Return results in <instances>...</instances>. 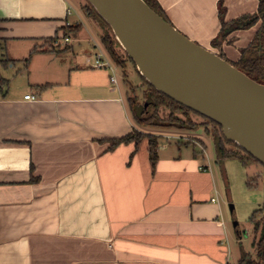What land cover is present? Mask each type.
Returning a JSON list of instances; mask_svg holds the SVG:
<instances>
[{
  "label": "crops",
  "instance_id": "crops-1",
  "mask_svg": "<svg viewBox=\"0 0 264 264\" xmlns=\"http://www.w3.org/2000/svg\"><path fill=\"white\" fill-rule=\"evenodd\" d=\"M156 1L180 33L231 63L258 31L222 40L218 16L220 4L225 23L253 15L258 0ZM72 12L68 0H0V49L11 52L0 63V264L229 262L215 173L197 141L164 154L157 137L154 167L146 139L108 150L139 129L117 78L66 53L63 39L82 27Z\"/></svg>",
  "mask_w": 264,
  "mask_h": 264
},
{
  "label": "water",
  "instance_id": "water-1",
  "mask_svg": "<svg viewBox=\"0 0 264 264\" xmlns=\"http://www.w3.org/2000/svg\"><path fill=\"white\" fill-rule=\"evenodd\" d=\"M84 1L146 83L218 125L228 143L264 167V84L191 41L144 0Z\"/></svg>",
  "mask_w": 264,
  "mask_h": 264
},
{
  "label": "rangeland",
  "instance_id": "rangeland-1",
  "mask_svg": "<svg viewBox=\"0 0 264 264\" xmlns=\"http://www.w3.org/2000/svg\"><path fill=\"white\" fill-rule=\"evenodd\" d=\"M68 1L70 7L75 11L72 12L73 16L69 18V21L74 22L77 19L81 21L82 27L78 32L73 31L67 34L68 45L71 50L66 53H73L75 59L84 62L85 59H91L97 53V49L101 48L115 69V77L123 91L132 124L135 127L137 126L140 132L158 137L159 145L169 147L164 154L177 151V149H180L182 153L191 152L192 148L196 146L182 144L190 139L197 141L204 148L205 155L211 165V172L215 173L218 189L217 199L223 207L224 219L229 231V264H238L239 259L244 255L255 259V251L252 248L254 231L251 218L254 217L257 221L264 217V167L249 163L243 165L236 157L220 160L215 150V137L213 136V132L219 133V129L213 127L211 123L195 113H188L186 117L177 114L181 119L190 121V123L186 124V126L190 127L188 130L161 128L156 126V124L161 120H166L170 110L160 107L153 111L152 108H149V105H146V108L137 110L139 116L145 119L146 123H144V126L137 124L132 117L127 99L132 94L130 91V87H132V96L136 97L139 104L143 102L144 95L142 92L144 88H142V81L115 43L114 47L119 57L124 61L123 65L111 57L106 50L100 37L101 33H109L108 29L94 16L85 14L83 7L86 2L84 0ZM260 26L261 21L257 22L253 27L259 30ZM70 28L72 27L70 26ZM2 46L4 47V45ZM8 53L11 52L7 49H0V55L4 56L5 60L8 59ZM143 87L145 86L143 85ZM191 123H195L198 126L192 127ZM224 147L225 149H234L232 144L228 143H224ZM241 154L244 155L243 152ZM238 235L241 236L239 240L236 239Z\"/></svg>",
  "mask_w": 264,
  "mask_h": 264
},
{
  "label": "trees",
  "instance_id": "trees-1",
  "mask_svg": "<svg viewBox=\"0 0 264 264\" xmlns=\"http://www.w3.org/2000/svg\"><path fill=\"white\" fill-rule=\"evenodd\" d=\"M144 1L151 9H153L167 23H170V21L168 20V18L166 17V15L164 14L163 10L161 9L160 5L158 4L156 0H144ZM83 8H84L85 14H87L88 16H91V15L94 16L102 23V25H104L108 29L109 33H105V32L101 33V37H100L101 41L104 44L106 50L111 55V57H113L118 63L123 65L124 61H122V59L119 57L118 53L116 52L114 43L118 46V48L121 51L122 49L120 48L118 43L115 41L108 26L104 23V21L100 17H98V15L95 13V11L92 9V7L88 3H86V5ZM218 16H219L220 25H221L220 38L222 40L233 31L249 29L252 26H254L257 22L261 21V26L259 30L254 35L248 47L242 50L239 60L235 63H231L229 61L228 62L232 64L235 68H237L239 71L244 73L246 76H248L250 79L258 83L264 84V0H258V7H257V11L255 14L239 17L238 19L233 20L229 23L224 22V10L222 9L221 4H220ZM79 27L80 25H78L75 28H79ZM67 28L70 29V27H67ZM54 43H58L56 36L51 39L46 40L45 42L46 45L49 44L48 46H52ZM212 44L213 45L219 44L218 39L217 38L214 39L212 41ZM41 48L42 46H40L39 48L35 46L32 52H38L39 51L38 49H41ZM29 57L24 60L25 67L27 66ZM125 57L128 59L126 55ZM128 61L131 63L132 67L135 70V66L133 62L130 59H128ZM10 62L11 61L9 59L0 61L1 64H7V66L9 65ZM138 77L140 78L143 85L145 86L143 87L142 85V88H144V91L142 92L144 95L143 102L139 104L136 100V97H134V95L132 96L133 94L132 87H130V91L132 94L131 96H128V99H127L129 109L132 112V117L137 122V124H139L140 126H144V123H146L145 119H142L139 116V112L137 110L146 108V105L147 106L149 105V108H152L153 111L159 109L160 107H165L170 110L169 116L166 118V120L159 121L156 124V126L161 127V128H175V129H180V130H185V129L188 130L190 127L186 126V124L190 123V121L187 119L185 120L181 119L180 117H178L177 114H180L186 117L188 113H193V112L175 103L174 101L170 100L164 95L156 92L139 75ZM7 83L8 81L3 79L0 76V99L5 96ZM142 104L143 106H141ZM205 120L211 123L213 127L215 128L217 127L219 129V133L213 132V136L215 137L214 138L215 150L220 160H223L228 157H236L243 165H247V163L260 165L255 159H253L251 156H249L244 151L239 149L237 145L228 143L223 138L221 134V128L218 125L214 124L213 122L207 119ZM195 126H198V125L193 123L192 127H195ZM144 139H146L148 142L149 151H150V160L152 162V167H154V163L156 161L157 137L141 133L136 129H133L132 132L126 136L112 140L108 150L112 151L118 146L123 145V144H133L134 149L136 150ZM224 143L232 144L234 149L233 150L225 149ZM241 152H243L244 155L241 154ZM251 220H252L253 231H254L252 248L255 251V259H251L248 255L247 256L244 255L242 256V258L239 259L238 264H264V217H262L261 219L257 221L254 217H252Z\"/></svg>",
  "mask_w": 264,
  "mask_h": 264
},
{
  "label": "built area",
  "instance_id": "built-area-1",
  "mask_svg": "<svg viewBox=\"0 0 264 264\" xmlns=\"http://www.w3.org/2000/svg\"><path fill=\"white\" fill-rule=\"evenodd\" d=\"M63 41L66 43L68 42L67 38H64ZM86 63L89 65V67L93 69H106L111 73L110 82L112 84H116L117 80L115 77V70L112 66V63L109 61L105 53L101 50V48L97 49V53L91 58L87 59ZM31 97L29 95L25 96L24 99L29 100ZM214 202V200H211ZM224 264H229L228 260L226 259Z\"/></svg>",
  "mask_w": 264,
  "mask_h": 264
}]
</instances>
